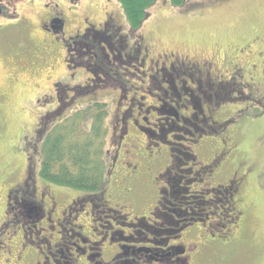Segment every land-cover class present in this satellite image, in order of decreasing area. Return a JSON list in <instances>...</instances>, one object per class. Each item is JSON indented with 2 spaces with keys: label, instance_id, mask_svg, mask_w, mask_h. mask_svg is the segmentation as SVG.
Wrapping results in <instances>:
<instances>
[{
  "label": "rangeland",
  "instance_id": "rangeland-1",
  "mask_svg": "<svg viewBox=\"0 0 264 264\" xmlns=\"http://www.w3.org/2000/svg\"><path fill=\"white\" fill-rule=\"evenodd\" d=\"M10 7L12 8V5ZM15 9L17 18L9 16L0 18V221L5 220L1 206L3 208V197L8 191L4 192L13 188L10 185L15 181L13 172L18 170V176H23L27 164L26 157H31L28 156L29 152L33 154L30 144L38 142L37 128L40 121L47 113L56 110L58 96L56 84L69 86L66 88L68 99L75 92V86L90 83L91 70L77 67L71 74L67 72L66 56L71 37L66 38L65 33L61 32L56 38L55 34H50L51 38L48 33H45L41 23L49 15H58L65 20L67 32L73 35L78 29H82V25L87 21L91 25H100L112 16L113 24L109 32L118 35L116 39L125 36L126 48L133 50L135 46L123 9L116 0H77L76 2L73 0H19L16 2ZM149 11L150 15L135 35V38L140 33H143V38L145 36V40H142L140 44V58L144 50L148 48L150 56L157 57L156 55L161 52L160 59H163V53H166L168 55L164 57L163 62L174 63L179 68H183L185 64L176 63L177 59L182 57L171 56L173 52L202 55L204 59L207 57L214 61V66L211 68L214 73L212 75L222 74L221 77L216 76V80L223 81L226 86L223 91L230 95L226 103L223 101L225 104L214 107L212 111V116L219 123L230 119L221 126L225 132L221 134V130L220 133L213 130L206 134L196 133L199 137L193 140L200 143L198 147L202 155L198 150L196 153L203 163L208 161L206 158L213 155L215 148L216 151L223 147L228 149L230 155H227L222 163L226 176H218L216 181L229 182L234 178L233 173L239 171L236 176L239 188L232 205L237 211H241L240 217L237 224L233 219L224 228L214 224L215 219L206 220L207 225L197 224L188 229L184 233L183 242L189 247L195 246L194 249L198 253L194 257L196 264H264V70L262 69L264 66L262 62L264 61L262 37L264 36V0H184L180 5H172L170 0H158ZM27 23L30 24L26 25ZM127 34L133 43H128ZM52 39L58 43L54 47L46 43V41L52 42ZM41 45L47 46L43 49L45 52L43 55ZM218 51L220 55L216 54V57H212V53H218ZM146 57L145 51L142 59L145 60ZM89 59L92 63L86 59L84 61L93 65V58ZM149 61L150 58L147 57L145 67L131 70L137 78L127 76L128 84L138 88L145 87L143 82L140 83L142 79L145 80L143 78L145 75L157 76V66L152 69L146 67ZM130 66L134 68L135 65ZM112 68L118 69L114 66ZM235 69H237L236 74L240 75L231 76ZM174 71L181 76L188 74H183L177 67ZM204 83L209 88V85ZM104 84L114 85L108 79L104 81ZM121 90L123 89L120 86H112L92 90L94 92L89 94L87 92L78 94L74 100L71 99L66 106L62 107L60 111L62 116L59 119L55 116L56 119L49 121V127L46 130L48 131L61 118L72 114L77 109L94 101H102L108 104L111 114L107 119L110 134L116 111H119V116L124 109L121 107L126 105L122 103L123 99H118V91ZM158 92L159 90L155 89L153 94ZM132 93L133 91L129 95ZM61 97L64 98V94H61ZM172 133L179 137L182 134L180 131ZM217 135L218 138L215 140ZM221 137L225 139V143ZM130 140L127 141L129 144L132 143ZM211 140H214V143ZM40 145L39 142L32 159L34 165L37 164L38 174L42 160ZM141 148L132 155L136 161L141 160ZM126 151L130 152L129 149ZM110 156V162L107 158L108 168L111 166L112 154ZM129 166L131 168L130 164ZM148 166L143 163L139 170L140 177H133L132 180L126 169L123 172L127 177H117L116 170H109L110 172L107 170V192L101 196L105 199L113 198L111 202L118 206L122 203L120 201L123 198L122 192L128 196L132 191L129 201L133 206L125 201V204L130 206L128 211L131 217L148 216L146 210L153 207L155 202L153 199L155 195L157 196L158 187L152 179L154 172H149ZM47 182L46 184L50 187L39 182V189L49 192V195L51 193L60 206L67 205L86 194L78 189ZM127 185H132L131 189H128ZM14 197L20 199L21 193L15 191ZM81 202L89 201L82 200L79 204ZM225 207H229V204L224 201L222 208ZM87 209H90V205H87ZM87 209L79 214L81 227L88 222L91 223L90 220L93 219V214L92 216L85 214ZM222 214H226L225 209L220 210L219 216L221 217ZM92 223L98 225L95 221ZM19 224H8L7 234L5 231L0 237L5 243L4 247L14 249L15 252L21 247V241L16 237V229L20 228H18ZM211 224L213 226H210ZM26 225L29 226V224ZM231 226L233 230L231 228L230 234L224 236L223 233H227L225 231ZM212 229L215 231L223 229V233L211 232ZM80 230L85 235L88 226ZM14 237H16L15 240ZM28 243L31 244L30 241ZM213 243L215 244L212 245ZM104 249L105 252L101 251L103 254L97 255L99 259L103 256L104 264H110L114 260H117L118 264L120 260L126 259V256H116L113 260L118 250L115 247L110 249V245L106 242Z\"/></svg>",
  "mask_w": 264,
  "mask_h": 264
},
{
  "label": "flooded vegetation",
  "instance_id": "flooded-vegetation-1",
  "mask_svg": "<svg viewBox=\"0 0 264 264\" xmlns=\"http://www.w3.org/2000/svg\"><path fill=\"white\" fill-rule=\"evenodd\" d=\"M17 1L19 0H1L0 18L3 16L17 18L15 11ZM110 17L100 25H91L87 21L82 25L83 28L78 29L73 35L67 32L65 20L58 15H49L41 23V27L45 29V33L49 34L48 36L55 34L56 38L62 32L65 33L66 38L71 37L66 56L67 72L71 74L77 67L91 70L90 83L75 86V92L68 99L66 98L68 97L66 88L69 86H64L61 83L56 84L58 91L56 110L42 117L37 128L38 142L30 144L33 154L29 152L28 156L31 157H26L27 164L23 176H18V170H15L13 172L15 181L10 184L13 188L4 192L8 191L3 197V208L1 206V209L4 210L5 220L0 221V237L5 231L7 234L8 224L20 223L18 226L20 228L15 231L16 237L21 241V247L15 252L14 249L5 248V243L0 239V264L2 262L5 264H104L103 256L99 259L97 255L105 250V242L110 245V249L115 247L118 250L113 256V260L116 256H126V259L120 260L118 264H149V262H152L151 264H196L194 257L198 254L197 250L194 249L195 246L189 247L183 242L184 233L197 224L207 225L205 221L210 219H215L214 224L221 225L222 228L227 227L225 223H221V220L225 219L226 222L230 212L235 224L239 220L241 211H237L232 205L239 188L236 178L239 171L233 173L234 178L229 182L216 181L218 176H226L222 163L226 156L230 155L228 149L223 147L216 151L215 148L211 157L204 156L208 160L206 163L200 161L196 153V150L200 152L198 147L200 143L195 142L197 140L195 138L199 137L196 133L206 134L213 130L220 133L221 130L222 134L225 131L221 129V126L230 120L227 119L219 123L212 116L213 108L219 107L223 103V89L226 88L223 81L216 80V76L219 74L212 75L214 73L211 68L214 66V61L207 57L204 59L202 55H188L176 51L171 56L182 57L179 60L176 57V63L185 64L183 68H179L174 63L163 62L164 57L168 54L163 53V59H160L161 52L156 55L157 57H153L150 56L147 48L144 53L146 51L150 61L146 67L152 69L157 66V76L148 77L145 75L143 77L145 80L142 79L140 82H143L145 87L138 88L130 85L126 81L127 76L131 75L137 78L131 70L135 71L137 68L145 67L144 63L147 57L143 60V53L140 58V44L142 40H145V36L143 38V33H140L135 38L141 28L134 30L128 24L135 46L133 50L126 48L125 36L119 35V39H116L118 35L109 32L110 26L113 24L112 16ZM128 34L127 39L130 43L132 41ZM262 37L264 39V36ZM46 43H50L53 47L58 44L54 39L52 42L46 41ZM46 47L40 46L42 55L45 53L43 49ZM216 54L220 55V52L212 53V57H216ZM89 58H93V65H89L88 62L92 63ZM85 59L88 62L84 61ZM130 65H135V69ZM113 66L118 69H113ZM176 67L183 74H188L181 76L174 71ZM262 69L264 70V66ZM236 72L237 69L231 76ZM219 76L221 77L222 74ZM106 79L112 81L113 87L120 86L123 89L118 91V99H123L122 103L126 104L123 107L120 106L124 109L119 116V111H116L115 120L111 126L107 158L110 162L112 154V161L111 166L109 168L107 166V170L108 172L116 170L117 177H127L123 172L126 169L131 177L130 180H132L133 177H140L141 171L139 170L143 163L149 165L147 169L151 173L154 172L152 179L158 184V187L157 196L155 195L153 199L155 201L153 207L146 210L148 216L131 217V213L128 211L130 206L125 204V201L130 203L129 196L133 193L132 191L128 196L121 191L123 198L120 200L122 203L118 206L111 202L113 198L105 199L101 196L107 192L106 180L101 190L85 192L86 194L83 193L84 195L63 206H60L51 193L49 195V192L39 189V182L46 184L47 181L41 177L40 172L38 174L37 164L34 165L32 159H34V152L37 150L39 142L41 144V139L47 133L49 121L59 119L62 116L60 112L62 107L66 106L71 99L74 100L78 94L82 92L89 94L99 88L112 87L104 84ZM204 82L209 85V88L205 86ZM155 89L159 90L158 94H153ZM131 91L133 93L129 95ZM61 94H64V98L61 97ZM225 94L228 93L225 92ZM224 102L226 103V101ZM55 116L56 118H54ZM173 131H180L181 137L174 136ZM214 135L216 136V134ZM217 138L218 135L215 140ZM129 139L132 141L131 144L127 142ZM221 140L225 143L223 137ZM211 142L214 143V140ZM128 145L129 147H127ZM140 147H142L140 149L141 160L136 161L132 155ZM127 149L130 150L129 153L126 151ZM200 154L202 155L201 152ZM120 171L121 173H119ZM109 175L112 180L111 174ZM132 185H127V188L131 189ZM46 186L50 187L47 184ZM15 191L21 193L20 199L14 197ZM183 193L184 197L181 196ZM199 197H202V201L206 200L202 202L203 204L208 203L206 205H210V207L215 205L216 211L211 215V212H206L205 206V213L200 214L201 218L192 222L191 226L183 227V220L190 219L184 216L191 214L189 207H185V205L189 199ZM82 200L89 202L79 204ZM224 201L229 204V207L222 208ZM130 204L132 205V203ZM87 205H90V209H87ZM86 209L87 213L85 214L90 216L93 214V219L90 220L91 223L88 222L81 227L79 214ZM197 209L200 210V208ZM222 209H225L226 214H222L220 217ZM194 214L197 215L196 212ZM232 220H228L229 223ZM92 221L97 222L98 225ZM86 225L88 231L84 235L80 229L85 228ZM231 228L233 230L232 226L227 228V231L224 230L227 233H223V229L218 231L212 229L211 232H220L226 236L230 234ZM203 243L210 246L205 241ZM116 262L117 260H114L110 264H117Z\"/></svg>",
  "mask_w": 264,
  "mask_h": 264
},
{
  "label": "trees",
  "instance_id": "trees-1",
  "mask_svg": "<svg viewBox=\"0 0 264 264\" xmlns=\"http://www.w3.org/2000/svg\"><path fill=\"white\" fill-rule=\"evenodd\" d=\"M116 1L120 3L130 27L137 30L146 21L150 15L149 9L158 0ZM170 1L172 5H180L184 2V0ZM222 97L227 101L230 95L224 92ZM109 117L108 104L94 101L77 109L49 129L41 139V177L56 185L83 192L101 190L105 185L107 171ZM181 196L184 197L185 194ZM205 201L204 199L202 201V197L189 199L185 207H189L191 214L184 217L190 219L183 220V227H189L192 222L201 218L200 214L205 213V206L206 212H211V215L216 211L215 205L210 207L206 205L208 203H202ZM229 215L228 219L232 220L231 212ZM221 223L228 225L229 221L225 222L224 219Z\"/></svg>",
  "mask_w": 264,
  "mask_h": 264
}]
</instances>
